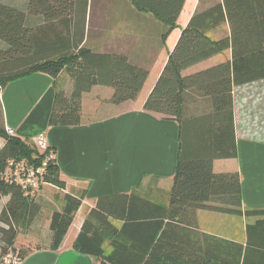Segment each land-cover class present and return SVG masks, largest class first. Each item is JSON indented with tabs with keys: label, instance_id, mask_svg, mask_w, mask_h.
I'll return each mask as SVG.
<instances>
[{
	"label": "crops",
	"instance_id": "0c3cea01",
	"mask_svg": "<svg viewBox=\"0 0 264 264\" xmlns=\"http://www.w3.org/2000/svg\"><path fill=\"white\" fill-rule=\"evenodd\" d=\"M0 1L25 13V27L37 36V48L44 50L43 56L75 48L80 37V46L100 53L124 54L149 71L135 99L113 103L114 89L107 85H95L84 92L82 122L75 126L49 124L57 85L67 96L73 90V80L64 71L57 78L36 71L0 89V125L13 129L15 136L42 142L56 151L60 175L66 183L65 188H60L63 194L88 190L61 246L54 249L51 216L54 210L63 208L64 201L59 208H53L50 199L59 187L41 185L36 196L41 211L29 229L18 232L14 243L17 249H31L21 264H98L97 257L76 249L74 241L99 197L139 190L150 201L164 204L169 200L178 160L180 124L147 111L144 103L182 30L194 16L195 24L215 40L233 36V32L236 36H264V0H186L177 26L165 40L164 23L153 13L138 10L131 0ZM6 46L0 41V47ZM233 55L229 47L187 67L182 74L232 62ZM188 93L184 117L211 110L208 97L191 90ZM233 101L237 156L216 159L214 170H238L241 195L216 196L201 208H180L172 214L174 218L159 210H146L153 217L145 219L146 225L129 230L130 263L235 264L238 245L245 247L247 243V225L256 218L217 209L264 208V77L234 85ZM4 144L5 138L0 136V148ZM8 198L0 202V212ZM49 204L51 208L44 215L43 205ZM161 218L160 226L153 224ZM111 221L119 228L123 224L114 217ZM21 233L22 242L17 245ZM104 247L106 254L113 250L109 240ZM259 264H264V259Z\"/></svg>",
	"mask_w": 264,
	"mask_h": 264
},
{
	"label": "trees",
	"instance_id": "16d2710c",
	"mask_svg": "<svg viewBox=\"0 0 264 264\" xmlns=\"http://www.w3.org/2000/svg\"><path fill=\"white\" fill-rule=\"evenodd\" d=\"M131 1L138 10L151 12L164 23L162 37L165 40L177 26L186 0ZM36 38L25 27V13L0 1V41L7 45L0 47V89L36 71L49 73L55 78L64 71L73 80L70 96L57 85L49 117L51 126L81 124V98L93 86L113 87L111 102L118 104L135 99L149 75L147 68L134 64L124 54L100 53L80 46V37L75 48L53 56H43L44 50L37 48L39 44ZM229 47L233 48L232 62L228 60L193 74H182L187 67ZM262 77L264 36H236L233 32V36L215 40L207 34L206 29L195 24L194 16L191 17L144 103L147 111L175 119L180 124L178 160L168 202L150 201L139 190L130 194L101 196L89 209L74 247L97 257L98 264H132L129 230L134 226L146 225L145 219L153 217L146 210H159L172 218V214L180 208H201L216 196L239 197L242 192L240 172H216L214 161L237 156L234 85ZM190 90L210 99L212 107L209 112L184 117ZM0 136L5 138V144L0 148V202L4 197H9L0 212L1 264L3 257L13 250L18 232L29 229L40 213L41 204L36 196L41 185L51 183L65 188L66 183L61 178L56 151L51 146L42 150L38 142L32 139L10 135L3 125H0ZM46 159V172L39 187L25 189L11 180L14 167L9 166L10 160L24 161L27 166L38 167ZM87 192V189L79 194L66 192L63 208L52 213V248L61 246ZM217 210L256 218L247 225V243L245 247L238 245L235 264H259L264 259V208L241 210L219 207ZM111 217L123 221L121 228L111 221ZM162 223L161 218L153 224L160 226ZM107 240L113 246L109 254H106L104 247ZM30 251L29 247L23 246L16 251V255L23 262Z\"/></svg>",
	"mask_w": 264,
	"mask_h": 264
},
{
	"label": "built area",
	"instance_id": "2783aa9c",
	"mask_svg": "<svg viewBox=\"0 0 264 264\" xmlns=\"http://www.w3.org/2000/svg\"><path fill=\"white\" fill-rule=\"evenodd\" d=\"M10 135H15L13 129L7 130ZM42 147H46V144L39 142ZM48 159H46L41 166L31 167L27 166L24 161L16 162L15 160L9 161V166L14 167V172L11 175V180L21 184L25 189H35L39 187L42 178L46 172V165ZM15 175V177H14ZM22 261L13 252H9L3 257L1 264H21Z\"/></svg>",
	"mask_w": 264,
	"mask_h": 264
},
{
	"label": "rangeland",
	"instance_id": "374dc122",
	"mask_svg": "<svg viewBox=\"0 0 264 264\" xmlns=\"http://www.w3.org/2000/svg\"><path fill=\"white\" fill-rule=\"evenodd\" d=\"M37 142H38L39 147H41L40 149L43 150L45 147H42L40 145L39 141H37ZM53 197H54L53 200L50 199V201H53V205L54 206H52V207L53 208L54 207L59 208L60 204L64 201V194L62 193V190L60 188L59 189L57 188V190L55 191V194H54ZM49 207L51 208V205L50 204L47 205V206L46 205H43V214L44 215L48 213ZM22 232H24V231H22ZM22 238H23V233H21V235L18 237V239H17V245H19L22 242ZM18 249L14 247L13 250H11V252H13L14 254H16V251Z\"/></svg>",
	"mask_w": 264,
	"mask_h": 264
}]
</instances>
